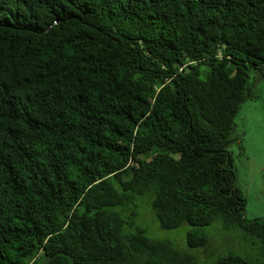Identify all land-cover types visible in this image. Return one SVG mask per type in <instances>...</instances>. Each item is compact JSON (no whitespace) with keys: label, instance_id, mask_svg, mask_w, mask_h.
<instances>
[{"label":"trees","instance_id":"trees-1","mask_svg":"<svg viewBox=\"0 0 264 264\" xmlns=\"http://www.w3.org/2000/svg\"><path fill=\"white\" fill-rule=\"evenodd\" d=\"M264 0H0V264H176L124 213L256 237L228 149ZM207 264H264L229 253Z\"/></svg>","mask_w":264,"mask_h":264},{"label":"rangeland","instance_id":"rangeland-1","mask_svg":"<svg viewBox=\"0 0 264 264\" xmlns=\"http://www.w3.org/2000/svg\"><path fill=\"white\" fill-rule=\"evenodd\" d=\"M250 89L257 96L248 99L236 117L234 142L229 146L237 167V187L247 198L246 217L264 219V72L250 71ZM253 148V149H252ZM153 195L138 197L124 213L131 231L141 228L153 239L168 240L178 252L176 264H207L229 253L263 263L259 240L241 228H225L220 220L207 227L210 240L204 247L187 243L190 224L173 229L161 227L152 208ZM40 264H44L41 262Z\"/></svg>","mask_w":264,"mask_h":264},{"label":"crops","instance_id":"crops-1","mask_svg":"<svg viewBox=\"0 0 264 264\" xmlns=\"http://www.w3.org/2000/svg\"><path fill=\"white\" fill-rule=\"evenodd\" d=\"M253 149V148H252Z\"/></svg>","mask_w":264,"mask_h":264}]
</instances>
